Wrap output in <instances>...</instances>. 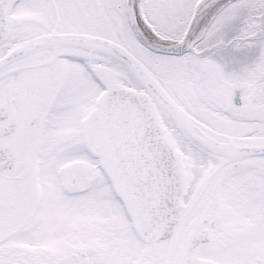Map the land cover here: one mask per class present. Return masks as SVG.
Wrapping results in <instances>:
<instances>
[{
  "label": "snow or ice",
  "instance_id": "1",
  "mask_svg": "<svg viewBox=\"0 0 264 264\" xmlns=\"http://www.w3.org/2000/svg\"><path fill=\"white\" fill-rule=\"evenodd\" d=\"M0 264H264V0H0Z\"/></svg>",
  "mask_w": 264,
  "mask_h": 264
}]
</instances>
